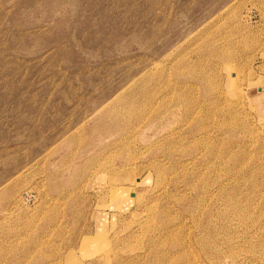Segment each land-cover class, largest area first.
Segmentation results:
<instances>
[{
	"label": "rangeland",
	"instance_id": "1",
	"mask_svg": "<svg viewBox=\"0 0 264 264\" xmlns=\"http://www.w3.org/2000/svg\"><path fill=\"white\" fill-rule=\"evenodd\" d=\"M260 95L264 0H0V264H264Z\"/></svg>",
	"mask_w": 264,
	"mask_h": 264
},
{
	"label": "crops",
	"instance_id": "2",
	"mask_svg": "<svg viewBox=\"0 0 264 264\" xmlns=\"http://www.w3.org/2000/svg\"><path fill=\"white\" fill-rule=\"evenodd\" d=\"M263 96V95H262ZM259 99L261 100H259V102L258 101H255V103L259 106V108H261L262 109V112L264 111V98H261V95H260V97H259ZM264 113V112H263ZM130 202H132V201H130V199H127L123 204H120L119 205V210L121 209V210H125V209H127L128 207H129V205L131 204Z\"/></svg>",
	"mask_w": 264,
	"mask_h": 264
}]
</instances>
